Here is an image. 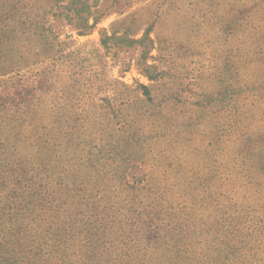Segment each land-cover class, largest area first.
Listing matches in <instances>:
<instances>
[{
  "label": "trees",
  "instance_id": "trees-1",
  "mask_svg": "<svg viewBox=\"0 0 264 264\" xmlns=\"http://www.w3.org/2000/svg\"><path fill=\"white\" fill-rule=\"evenodd\" d=\"M95 1L39 7L34 0H0V111L7 103L25 107L20 112L30 126L25 144L0 138V226L18 227L25 241L20 252L0 244V264H49L52 249L63 252L61 264H264V225L241 234L230 221L217 222L201 229L212 234L210 250L199 241L192 252L184 247L192 233L181 200L150 189L146 174L137 178L153 148L148 140L174 123L177 112L169 106L180 101L173 83H163L157 103L148 86L87 75L76 52L59 49L58 23L79 36L95 31ZM124 24L102 31L103 69L128 64L118 45L124 41L134 47L130 62L140 73L162 82L166 71L152 55L154 39L118 37L115 27ZM231 28L220 30L229 35ZM9 85L19 93L7 91ZM4 131L0 121V136Z\"/></svg>",
  "mask_w": 264,
  "mask_h": 264
},
{
  "label": "rangeland",
  "instance_id": "rangeland-1",
  "mask_svg": "<svg viewBox=\"0 0 264 264\" xmlns=\"http://www.w3.org/2000/svg\"><path fill=\"white\" fill-rule=\"evenodd\" d=\"M34 1L42 7L51 0ZM95 3L100 19L95 31L79 36L58 23L55 32L60 35L59 49L65 54L76 52L88 69L87 75L103 73L101 78L108 81L148 86L157 103L162 100L163 83H173L180 101L169 106L177 112L171 117L174 123L154 131L148 140L153 148L137 171V178L146 174L150 189L175 194L181 200L192 233L184 247L197 244L194 249L198 253L199 241L206 242L204 252H208L212 234L202 231H208L217 222L225 225L228 220L241 234L251 233L254 223L263 226L260 222L264 221V0H96ZM124 20V25L115 27L120 31L118 37L124 38L123 33L128 32L130 38L147 35L154 39L156 50L152 55L166 71L162 82H151L140 73L130 62L134 47L124 41L118 45L128 52L122 55L128 64L113 67V62H109L103 69L99 57L104 52L102 31L114 30L113 24ZM226 25L232 27L229 35L220 30ZM63 77L66 79L67 74ZM6 88L13 94L19 93L10 85ZM24 109L13 108L10 103L1 109L0 121L5 131L0 138L6 144L27 143L30 126L25 127L29 118L20 112ZM170 125L171 128H166ZM36 214L43 215V211ZM68 217L64 213V219ZM20 233L18 227L11 230L1 225L0 244L20 252L25 243ZM62 254L52 249L49 264H61Z\"/></svg>",
  "mask_w": 264,
  "mask_h": 264
}]
</instances>
